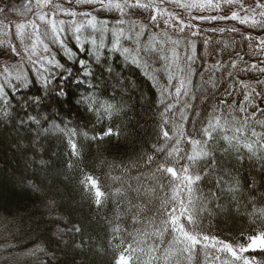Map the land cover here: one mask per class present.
I'll use <instances>...</instances> for the list:
<instances>
[{
    "label": "trees",
    "instance_id": "1",
    "mask_svg": "<svg viewBox=\"0 0 264 264\" xmlns=\"http://www.w3.org/2000/svg\"><path fill=\"white\" fill-rule=\"evenodd\" d=\"M220 1L211 8L228 15V3ZM257 2L264 5L233 3ZM205 8L190 17L174 7L99 5L91 15L62 17L58 41L46 36L49 62H27L24 73L8 78L3 66L21 60L23 49L0 26V264H116L128 244L143 249L131 253L130 264H164L173 233L162 243L145 233L159 230L166 211L179 208L174 188L196 221L181 218L187 230L234 249L264 233V124L258 123L264 121V15L223 21ZM90 16L96 25L76 31L73 19ZM180 80L185 88L177 97ZM216 119L223 127L205 142L202 129ZM108 129L118 135L92 139ZM162 129L173 137L166 147ZM187 139L200 140L208 155L189 165ZM174 147L177 154L168 156ZM160 165L178 176L188 166L201 179L188 193L183 181L158 172ZM86 177L104 193L99 207ZM154 246L157 259L148 252ZM242 257L264 264L260 248ZM176 259L242 264L199 245L190 261L177 251L169 264Z\"/></svg>",
    "mask_w": 264,
    "mask_h": 264
},
{
    "label": "snow or ice",
    "instance_id": "2",
    "mask_svg": "<svg viewBox=\"0 0 264 264\" xmlns=\"http://www.w3.org/2000/svg\"><path fill=\"white\" fill-rule=\"evenodd\" d=\"M226 3H232L233 0H225ZM51 3V0H37V5L43 4V6H48V4ZM77 3H83V4H101L102 7L106 8V9H119L122 10L123 7L127 6L130 8H135V7H139V8H144V9H149L150 7H152V4H141L138 2L137 3H133V4H129L128 0H123V4L122 3H112V0H107V2H105V0H77ZM180 7H184V8H188V7H199L202 8L204 7V5H189V4H180ZM208 6L213 7V8H218L219 5L218 4H212L211 0H208ZM256 7L258 8H264V5H261L257 2ZM3 9H0V11H2ZM65 14L67 15H76V13L74 12H66ZM166 12H162L160 13V15H166ZM82 15H91L90 13H82ZM261 15H264V12H261ZM156 16L154 15L152 17L153 21H156ZM225 17H221V19H224ZM238 14L237 13H233L231 16L226 17V19H238ZM39 19L41 21H44V16H40ZM94 17L92 20L88 21L89 25L94 26ZM46 23H51V21H45ZM63 23V22H61ZM122 23V22H121ZM240 23H247V19H240ZM34 26V25H33ZM25 27V25L21 24L17 26L18 30H21ZM187 27H191V25H187ZM53 29H55V25L53 24ZM76 31H79V28L76 29ZM141 31H143V29H141ZM180 31H183V26L180 28ZM196 34V33H193ZM175 43V42H174ZM45 51H47V48H45ZM124 52L127 53L128 49H124ZM133 63H139L138 60H136L135 58H133ZM255 67V66H253ZM260 71H264V69H260ZM173 79V77H169V80ZM264 83V82H262ZM245 87H247V85H245ZM185 88V84L183 80L179 81V86L176 87L175 89V95L178 97L181 94V90ZM186 94V93H185ZM247 99V97H246ZM163 102V101H162ZM172 106H168L167 110H171ZM106 110H110V109H106ZM241 111H244L243 109H241ZM264 111V110H262ZM252 119H254V117H250ZM165 123H167V121H165ZM258 123L264 124V121H259ZM218 127H223V125H221L220 120L216 119L214 122L213 121H209L208 122V126L205 127L204 129H202V133L203 136L205 137V142L207 140L212 139V133L218 128ZM237 132H240L241 129H236ZM112 135H118L117 133H114L111 129H108L103 136L101 137H93L92 139H103L104 136H112ZM252 135L254 137H257L259 134H257L256 132H253ZM162 137L165 140V146H167V141L173 139V137H170L167 131H163L162 129ZM179 139H184L183 135L181 134V136L179 137ZM179 139L177 140V143L179 142ZM225 139H228L227 137H225ZM187 143L191 144L192 146V151L191 154L187 155L185 157L186 161L188 162L189 165L194 164L197 160L203 159L204 157H206L208 155L207 152H204L201 149V144L202 142L200 140H195V139H187L186 140ZM230 142V141H229ZM164 147H161L159 149H157V151L163 152L164 151ZM246 147L248 148V150L250 152H253V148L252 145H246ZM72 148H73V153L76 154V146L75 144H72ZM177 154V149L174 147L169 153L168 156H173ZM253 154L255 155V153L253 152ZM149 162H151L152 157L148 158ZM158 172L164 173L166 175H168L170 177V179H178L184 182V187L186 188L188 193L192 192V185L195 184L196 182H198L201 179L200 175H192L190 174L189 171V167L185 166L181 169V174L178 176L177 172L174 168L171 167H165L164 165H160L157 168ZM86 188H88L89 190H91L92 195L94 196V202L96 204L97 207L101 206L102 204V199L104 198V193L102 191H100V188L97 184V182L95 180H93L91 177H86ZM117 195H122V193L119 192V190L116 193ZM179 189L178 188H174L173 189V196L172 199L176 200L179 204V208H173L171 211H166V219L162 222V227L157 230L154 231L152 233H145V235H152V236H156L159 237L161 240V243L163 242V236L165 233L167 232H171L173 233L171 240L169 242L168 247L165 249L163 256L161 257V259L164 260V264H169V261L173 260L176 258L177 256V251L182 253V254H186L187 259L190 261L192 258V253L195 251L196 246L199 245L201 248L203 249H207L209 247L212 248H216V250L218 252H226L229 253L231 255L232 258H234L235 260H242V264H255L254 261H249L245 258L242 257V254L244 252L247 251H254L256 250L257 247H259L261 250H264V233L259 234L256 237H250L249 238V244L247 247H243V246H238L236 249H234L231 245L229 244H225L222 241H218L215 238H209L208 236H201L199 234H196L194 232H191L189 230H187L184 226V224H182L181 218H183L188 225H193L196 223V221L193 219L191 213L188 210V207L185 205L184 201L182 199L179 198ZM188 204L191 205L192 204V200L189 197L188 199ZM136 222V221H134ZM152 221H149V224H152ZM77 232L80 231L79 228L76 229ZM114 232H119L120 229L119 228H115L113 229ZM259 241V243H258ZM219 245V247H217ZM173 246H178L177 250L174 251L173 250ZM160 249L158 246H154V247H149L148 252L152 254L151 259H157V257L154 255L156 252H158ZM137 251H143V249L140 248H134L132 244H128L124 247V252L120 254L119 258L116 261V264H130V261L133 259L131 253L133 252H137ZM240 253V255H238L237 253ZM124 253H128V255H125ZM217 259H219V257H217ZM175 264H180V260L176 259L175 260Z\"/></svg>",
    "mask_w": 264,
    "mask_h": 264
},
{
    "label": "rangeland",
    "instance_id": "3",
    "mask_svg": "<svg viewBox=\"0 0 264 264\" xmlns=\"http://www.w3.org/2000/svg\"><path fill=\"white\" fill-rule=\"evenodd\" d=\"M215 0H211L213 2ZM225 0L220 1V6ZM107 2V0H105ZM122 3L123 0H112V3ZM142 4H152L156 8L162 6L164 8H180V10L190 17L197 16L199 13L198 7H180V4H189V5H205L204 10L208 14H213L211 16H216L221 19L226 16L229 17L233 13H237L240 19H247L249 21H255L261 18V12H264V8H258L256 6H246L242 4L228 3V15H221L214 11L210 6H208V0H138ZM129 4L137 3V0H128ZM101 4H83L77 3V0H51V3L48 6H43V4L37 5L34 0H0V26L3 30L8 32L10 37H13L19 44H21V60L16 59L11 65H9L8 70L3 66L2 74L5 75V78L10 77L11 75H20L24 73L23 66L25 63H33L36 67H41L44 64L49 62V58L52 56L53 47L48 45L47 37L50 36L55 41H58L57 34L59 29H62L63 23L66 18L71 15L65 14L66 12H74L76 14L89 13L90 10L98 8ZM127 7V6H125ZM203 10V11H204ZM201 11V12H203ZM200 14V13H199ZM40 16H44V21L39 19ZM79 17H84L85 15H78ZM198 17V16H197ZM93 17H88L82 20L80 23L78 19H73V27L75 29L79 28V31L82 27L88 26V21L92 20ZM45 21H51V23H46ZM63 22V23H61ZM25 25L21 30L17 29L18 25ZM53 24L55 29H53ZM34 25V26H33ZM94 25H96V20L94 19ZM82 39V38H81ZM47 48V51H45ZM24 61L23 63H20ZM0 71V72H1ZM0 84V92H1ZM258 236V235H256ZM254 236V237H256ZM250 241H248L246 247ZM259 243V241H258ZM259 248V247H257Z\"/></svg>",
    "mask_w": 264,
    "mask_h": 264
},
{
    "label": "water",
    "instance_id": "4",
    "mask_svg": "<svg viewBox=\"0 0 264 264\" xmlns=\"http://www.w3.org/2000/svg\"><path fill=\"white\" fill-rule=\"evenodd\" d=\"M35 2H37V0H35Z\"/></svg>",
    "mask_w": 264,
    "mask_h": 264
},
{
    "label": "flooded vegetation",
    "instance_id": "5",
    "mask_svg": "<svg viewBox=\"0 0 264 264\" xmlns=\"http://www.w3.org/2000/svg\"><path fill=\"white\" fill-rule=\"evenodd\" d=\"M35 1V0H34ZM37 3V2H36Z\"/></svg>",
    "mask_w": 264,
    "mask_h": 264
}]
</instances>
